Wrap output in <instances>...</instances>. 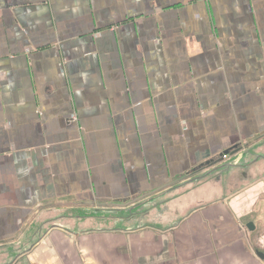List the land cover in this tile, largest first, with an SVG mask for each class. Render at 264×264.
Returning a JSON list of instances; mask_svg holds the SVG:
<instances>
[{
	"label": "crops",
	"instance_id": "1",
	"mask_svg": "<svg viewBox=\"0 0 264 264\" xmlns=\"http://www.w3.org/2000/svg\"><path fill=\"white\" fill-rule=\"evenodd\" d=\"M261 193L264 0H0V248L264 264L238 218ZM129 210L151 225L99 224Z\"/></svg>",
	"mask_w": 264,
	"mask_h": 264
},
{
	"label": "rangeland",
	"instance_id": "2",
	"mask_svg": "<svg viewBox=\"0 0 264 264\" xmlns=\"http://www.w3.org/2000/svg\"><path fill=\"white\" fill-rule=\"evenodd\" d=\"M259 171V170H258ZM253 201L252 203H250V210L248 214H244L240 217H238L239 219H241V222H245L247 220H253L254 223L255 222H262V218H264L263 214H264V195L263 193L260 194V196L250 199L249 201H247V204L249 205V202ZM173 207H177L176 205H173ZM146 210H142L141 212L137 213V217L138 219H135L134 222V226L135 227H139V226H143L144 225V221L146 222L145 225H151L148 223V218H145L146 216L144 215V213ZM173 214V213H171ZM168 214L166 216V218H168V220H173L171 219L172 217H174V215ZM104 216V221L101 222L99 221V224H101L102 226H104L105 228H116V224H118V226L120 227L122 225H120L119 220H114L112 219V215L111 214H105ZM88 217H92V215L88 216ZM139 218H141L142 220H140ZM96 222L89 219V220H85V222L79 225H73L70 228H66L67 231H69V235H72L74 238H76V236H80L83 233V228L84 231H86V229H89L91 226H93ZM54 225H57L59 227H63L60 226L62 224H57V223H53ZM128 224V223H127ZM126 226V224H123ZM137 229V228H134ZM257 231H254L253 233L249 232V237L252 243V247L257 249V246H255V237H256ZM255 236V237H251ZM257 238V237H256ZM18 247H4V248H0V264L6 263L8 262V264H17L18 261H14L17 257H19V255L21 254V252H23L24 249H20L19 252L18 251ZM30 248H25V250H29ZM47 251V250H46ZM6 261V262H5Z\"/></svg>",
	"mask_w": 264,
	"mask_h": 264
},
{
	"label": "water",
	"instance_id": "3",
	"mask_svg": "<svg viewBox=\"0 0 264 264\" xmlns=\"http://www.w3.org/2000/svg\"><path fill=\"white\" fill-rule=\"evenodd\" d=\"M242 226H243L242 229H246L248 233L250 231L254 230L253 229L254 223L252 221H249L247 223H243ZM78 237L79 236H76V238H74L76 243L73 242V244H75L77 251H79L78 255H80V253H82V252H80V250H79ZM123 238H124V235L120 237V239L122 241H119L118 244H120V243L121 244L118 245L117 247L115 246V250H116L117 255L124 256V257H126L127 260L129 258L130 264L131 263L132 264H135V263H137V264H158L161 261H164V259H165L164 255H163L164 252L158 253L157 255L154 254L153 256L145 254V253H140V254L135 253L134 254V252H132V246H131L130 238L129 239H127V238L123 239ZM246 238L249 241V235L248 234L246 235ZM217 253H219V251H217ZM255 254L259 255V256H263L262 251H260L258 249L255 250ZM83 258H85V257H83Z\"/></svg>",
	"mask_w": 264,
	"mask_h": 264
},
{
	"label": "flooded vegetation",
	"instance_id": "4",
	"mask_svg": "<svg viewBox=\"0 0 264 264\" xmlns=\"http://www.w3.org/2000/svg\"><path fill=\"white\" fill-rule=\"evenodd\" d=\"M111 215H112V217H111L112 219L119 220L120 225L122 223V225L123 224H126V226L134 225L135 219H137V214H135L132 210H129L126 214H111ZM249 221H252L254 223L253 220H247V221H245V223H247ZM116 227H119L118 224H116ZM246 232H247V230H246ZM250 232L253 233L254 231H250ZM247 234L249 235L248 232H247ZM249 242L252 245L251 240H250V237H249ZM261 244H263V243L261 242ZM78 245H79L80 252H82V253H80V256L82 255L83 257H88L89 254H90V252H91V250L89 249L88 251H84L83 252L82 251V246H84V244H82L81 242H79V240H78ZM51 248H53V247H50L49 249H51ZM22 249H24V250L19 255V257H18L19 259H15L14 260V261H18L17 264H23V261L27 260V258H25V257L24 258H21V257L22 256H25L29 252V250H25V247H23ZM49 249H47V251ZM74 249H75V253L78 254L79 251H77V248H74ZM257 249L260 250V251H262V254H264V247L261 249L260 246H257ZM253 250H254V253L253 252L252 253L255 255L256 248H253ZM255 256L260 257L259 255H255ZM28 261L30 263V260H27L26 261V264H28Z\"/></svg>",
	"mask_w": 264,
	"mask_h": 264
}]
</instances>
